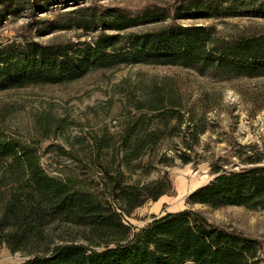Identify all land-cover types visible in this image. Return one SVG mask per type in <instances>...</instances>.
Wrapping results in <instances>:
<instances>
[{"label":"rangeland","instance_id":"obj_1","mask_svg":"<svg viewBox=\"0 0 264 264\" xmlns=\"http://www.w3.org/2000/svg\"><path fill=\"white\" fill-rule=\"evenodd\" d=\"M148 15L157 19L126 28L114 24L120 16ZM171 25L203 27L216 47L264 39V0H0L1 49L30 43L93 46L102 34L127 37ZM127 47L124 41L118 49ZM171 97L178 100L172 104ZM157 100L169 110L167 119L151 110ZM130 133L132 149H139L133 157L125 150ZM0 141L20 152L34 150L49 176L117 205L112 182L143 187L168 175L170 193L124 215L127 226L139 230L168 213L192 210L259 241L264 261V209H215L191 200L215 179L213 167L240 171L249 160L264 166V70L238 74L218 63L116 65L69 83L2 89ZM12 162L0 154V219L17 187L13 181L23 176L18 167L8 169ZM10 231L0 232V264H21L50 242L84 235L56 222L34 231L24 250L13 252L4 241Z\"/></svg>","mask_w":264,"mask_h":264},{"label":"trees","instance_id":"obj_2","mask_svg":"<svg viewBox=\"0 0 264 264\" xmlns=\"http://www.w3.org/2000/svg\"><path fill=\"white\" fill-rule=\"evenodd\" d=\"M191 9L201 8L193 6ZM151 16L140 19L120 16L114 24L126 28L144 19H157ZM124 41L128 47L118 49ZM214 42L212 33L203 27L171 25L156 32L127 37L102 34L93 46L30 43L19 50L0 48V90L69 83L91 71L116 65L208 68L218 63L238 74L264 70V39H242L218 47ZM177 100L170 98L172 104ZM159 103L154 101L150 108L167 119L169 110ZM132 136L130 133L125 144L131 157L139 151L132 149ZM0 154L12 159L10 171L18 167L23 175L13 181L17 187L0 219V232L11 230L4 235V241L13 252L23 251L28 236L34 231L40 232L56 222H66L84 232L82 238L64 244L48 243L21 264H264L259 241L217 227L192 210L168 213L139 230L127 226L124 215L131 216L148 201L157 202L170 193L172 181L168 175L143 187L112 182L110 196L120 202L117 205L49 176L34 150L20 152L0 141ZM246 164L249 167L240 171L213 167L215 179L193 193L191 200L215 209L229 206L264 209V166L251 160ZM107 176L113 180L109 174Z\"/></svg>","mask_w":264,"mask_h":264}]
</instances>
